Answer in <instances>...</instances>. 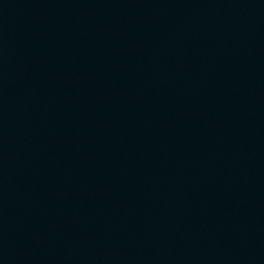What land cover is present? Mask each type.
<instances>
[{
  "label": "water",
  "instance_id": "1",
  "mask_svg": "<svg viewBox=\"0 0 264 264\" xmlns=\"http://www.w3.org/2000/svg\"><path fill=\"white\" fill-rule=\"evenodd\" d=\"M0 264H264V0H0Z\"/></svg>",
  "mask_w": 264,
  "mask_h": 264
}]
</instances>
